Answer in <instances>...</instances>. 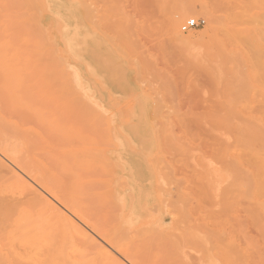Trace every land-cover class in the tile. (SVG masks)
Listing matches in <instances>:
<instances>
[{
	"label": "rangeland",
	"instance_id": "374dc122",
	"mask_svg": "<svg viewBox=\"0 0 264 264\" xmlns=\"http://www.w3.org/2000/svg\"><path fill=\"white\" fill-rule=\"evenodd\" d=\"M28 1L0 0V42L1 38L11 40L15 34L16 43L11 42L17 52L15 58L20 55L38 62L42 57L38 51L61 63L60 67L57 62H53L57 68L52 63L49 67L50 59L45 58L44 68L50 71L45 68L43 75L53 77L59 72L62 78L60 73L66 72L62 73L64 89L68 90V78L74 86L68 87L71 96L82 106L88 103L83 108L76 103L77 111L87 107V118L94 120L86 124L87 118L80 115L88 126L84 128L81 122L72 131L77 133L73 136L76 141L82 139V144L76 143L80 157L90 151L93 155H89L96 156L92 163L95 180L104 185L115 168L100 154L98 157L97 150H104L106 157L114 156L112 143L117 146L124 142L123 134L140 140L142 157L147 156L149 165L144 166L140 196L134 202L119 206L105 196L93 199L89 210L112 238L104 237L64 208L57 217L37 207H22L4 226L0 238L2 264H42V260L45 264H133L130 256H136L139 264H179L180 253L188 255L190 264H264V125L253 119L259 109L264 110V87L262 92L258 90L264 86V0ZM29 3L38 10L30 11ZM21 6L24 10H18ZM184 10L191 14L180 25L184 41L176 42L168 24ZM192 19L201 25L184 32L183 26ZM6 25L13 30L6 33ZM34 27H41L42 33ZM44 35L47 38L43 40ZM234 36L238 39L233 49L228 42L236 40ZM40 39L46 46L40 45ZM18 47L21 50H16ZM22 52L29 54L23 56ZM224 59H228L225 65ZM39 83L35 78L31 84ZM257 90L263 94L258 95ZM47 94L50 96L49 91ZM254 94L263 95V100ZM48 95L43 101L50 103L53 97ZM59 95L54 96V104L65 100L66 94ZM36 98L34 107L38 110L40 98ZM61 102L58 116L54 109L57 104L53 108L56 113L53 106L49 110V104L48 109L42 105L49 121H63L60 112L66 104ZM85 133L92 135L91 143L86 142ZM104 165L110 172L106 167L101 174L98 170ZM180 203L182 207L187 204L190 212L179 208ZM66 218L83 232L65 231ZM180 231H189L186 247L176 242ZM115 232L120 239L114 237ZM122 248L128 249L129 255Z\"/></svg>",
	"mask_w": 264,
	"mask_h": 264
},
{
	"label": "bare ground",
	"instance_id": "6f19581e",
	"mask_svg": "<svg viewBox=\"0 0 264 264\" xmlns=\"http://www.w3.org/2000/svg\"><path fill=\"white\" fill-rule=\"evenodd\" d=\"M9 1L13 2V0H9ZM23 1H25V0H23ZM23 1H20V2L24 3ZM29 1H32V0H29ZM14 2H15V0H14ZM18 2H19V0H18ZM15 3H17V1ZM15 3H14V5H15ZM11 4H13V3H11ZM26 5H27V3H26ZM26 5H25L24 9H26ZM32 5H36V3L35 4L32 3ZM33 8H35V10L37 9V7L31 8V5L29 3V10L32 9V11H33ZM20 9L24 10V9H22V6H21V8H18V10H20ZM43 9H44V7H43ZM187 10H186V12L184 10V11H181V12H178L177 14H175L173 19L170 20V22L168 24L171 37L176 42L184 41L183 36L179 32V29H180L181 23L187 17L190 16L189 14H191V13H189L190 11L188 12ZM1 11H3V10H1ZM7 11L8 10H6V12ZM44 11H46V10H43V12ZM40 13H39V15H40ZM22 14H25V12ZM7 15H9V14H7ZM11 17L13 18V15ZM37 17H35L37 19V20L35 19V22L38 21ZM4 18H5V16H4ZM9 18H10V16H9ZM17 18H19V17H17ZM13 22L14 21H12V23ZM39 22H40V20H39ZM0 23H1V21H0ZM6 24H7V22H6ZM3 25H5V24H3ZM40 25L38 24V26H36V27H39ZM7 26H9V25H6V31H7L6 33H8V30L10 31V29L13 28L12 27L9 29ZM36 27H34L35 30H37L41 34L42 31H39L41 29V27H40V29H38V28L36 29ZM34 28H31V29L33 30ZM2 30H3L2 33H4L5 29L3 27H2ZM32 30L30 32L28 30L27 33L32 34ZM22 34H24V33H22ZM11 35H12V32L10 34H8V37ZM14 35H13V38L11 37L12 39L9 40L10 43L12 41H14V43H16L14 40V39H16L15 38L16 36H14ZM230 35H229V37H230ZM3 36H4V34H3ZM28 36H29V34L26 37H28ZM6 37H7V35H6ZM31 37H32L31 39L33 40V36H31ZM45 37H46L45 35H44V37L41 36V38L43 40ZM229 37L228 36L226 37L227 40H230ZM232 37H233V35H232ZM234 38H236V40L231 39L230 42L227 41L229 43L228 45L231 44L230 47L234 44V41L237 42L238 37L234 36ZM2 40H3V38H1V42H0V238H1L2 233L5 230L4 226L7 222L10 221L13 212L18 208H22V207L27 208V206L28 207L33 206L35 209L37 207L41 212H44L47 214H54L57 217L60 214V208H64L66 210L71 211L83 223L91 226L92 228H94L98 232H101V234L104 237H111V234L109 233V231L102 228V226H100V224L97 223V221L93 218L89 209H90L91 205H93V203H92L93 199L100 197V196H105L108 200L112 199L116 203V205H119V206L120 205L121 206H127L133 200L138 199V197L140 196L139 195L140 194V188L142 187V176L144 174V172H143L144 166L149 165L146 162L147 156L145 157L143 155L145 158L142 157V153H141L142 148H141V143L139 142L140 140L137 141L136 139L130 138L128 136L126 137V135H124L122 133L123 138H124V142L121 141V143H119L117 146H115V144L112 143V145H114V147H116V150L114 151V153H115L114 156L106 157V155H107L106 152H105L106 155L102 154L104 150L101 153L97 150V152H96L97 156H98V154H100L101 157L103 156V158H101V159L106 164H108V166H109V164H110V166H111V164H115V168L113 169L111 167L113 170H112V172H110V170L108 169L109 167H107L105 165H104L105 167L102 166L103 169H99L98 167L95 166L96 168L99 169L98 172L100 171V173H101L103 171V174H104V168L106 169V167H107V170H108L107 172L108 173L110 172L108 175L112 177V178H109L111 180L104 181V183H105L104 185L99 182L100 180H95V177L93 174L94 166H92V163H93V161H95V157H96L95 155L96 154H94L95 157H92L91 155H93V154H91L90 153L91 151H90L89 154H91V155L87 154V156L89 155L90 157L89 156L87 157L85 155H84V157H80L81 152L79 153L76 146H78V144L79 145L82 144V142L79 143L82 139L78 137L79 142L76 141L77 138L75 139V137L77 136L76 135L77 133L74 134L75 132L72 131V128L75 129L76 126L83 121V119L87 118V116H86L87 114H85L86 112H84L85 110L88 111L87 107L85 109H82V111L85 114L84 115V114H82V111H80L78 113L79 110L77 111V109L79 107H76V105L80 103V106L83 108L86 105L88 106V103L86 104L84 102V106H82V104H81L82 102L76 101L78 99L75 100L74 97L71 96L73 94H71V92H68V91H71L69 89L71 87L74 88V86L71 85L70 82H68V78H67L66 83H67V86L70 88L65 87L68 90L64 89V86H65L64 80H66L65 79V75H66L65 73L66 72L65 73L62 72L64 70L61 69L60 71L65 75L60 73V76H62V78L58 77V74H59L58 71L59 70L57 71V69H55V68H57V64H55L56 62L60 64L59 67L61 66V63L58 61V59L56 61H53V62H55V63H53L52 57L50 58V56H52V55L49 56V54H47V57H45L46 54L45 55L38 54V51H36L38 56L42 55L41 60L42 59L43 60L41 61L39 59V61H41V63L39 61H38L39 63L37 61H32L31 57H29V59L21 58L20 55H19V57H17L19 59V61H18L17 58H15L17 52H15V49H13V46H11L12 43L10 44L7 38L3 41ZM20 40H22V39L20 38ZM38 40H39V38H38ZM36 41L37 40H34L33 43H35ZM45 41H48V40L45 39ZM39 42L41 45V39ZM227 42H226V44H227ZM21 43H23V42H21ZM21 43H19V44L23 47L24 45ZM47 43H48L47 44V46H48L49 42H47ZM8 44H9V46H8ZM236 44L237 43H235L234 46ZM13 45H15V44H13ZM20 45L16 44L15 46H20ZM43 45L46 46V42ZM43 45H41V46H43ZM35 46H36L35 48H37L39 45H35ZM33 47H34V45H33ZM224 47L225 46H223V48ZM236 47H237V45H236ZM18 48H20V47H18ZM232 48H233V46H232ZM38 49H40V48H37L36 50H38ZM226 49H224L225 53L228 50V49L227 50ZM16 50H21V48L20 49L16 48ZM23 50H25V48ZM45 50H46V48H45ZM42 51H43V49H42ZM9 52H10V55H9ZM45 52L47 53L48 51H45ZM50 52H53L52 46L50 48ZM11 53H13L14 56H12ZM25 53H28V52H25ZM29 53H30V51H29ZM234 53L235 52L232 51L231 55L232 54L234 55ZM28 54L23 53V56L28 55ZM52 54H55V53H52ZM55 56H56V54H55ZM235 56H233V57H235ZM45 58H47L48 60L50 59V60L44 61ZM235 58H237V60H239L238 57H235ZM225 60L228 61V59H224V62H225ZM46 61H48V65L50 64L49 67L52 64H53V66L56 65V67L55 68L53 67V68H54V70H56L58 72V74L57 73H55L57 75L53 74V77L55 75L54 78H57V79H54L50 75H47L48 77H45L46 75L45 76L43 75V74H45L43 72V71H45L44 69L47 68V66L44 68V64H46ZM43 62H45V63H43ZM227 63L225 62L224 65ZM229 63H232V62H229ZM235 64H237V63H235ZM49 67L46 70L50 71ZM256 71H258V70H256ZM52 72H50V73H52ZM259 72H261V71H259ZM47 73H49V72H47ZM238 74H239V72H238ZM69 75H70V73L67 76L69 77ZM260 75H259V77L261 78L262 75L261 76ZM50 77L52 80H51V82H49L50 86L49 85L47 86L48 82L46 83V80H50ZM63 77H64V79H63ZM35 78L36 79L38 78V81H40V83L38 85H34V84L32 85L31 84L32 82H34ZM24 79L27 82H25ZM30 79L32 80V82ZM255 81H256V79H255ZM54 82H55V85H54ZM259 84H261V83H259ZM24 85L26 87H24ZM260 86H262V85H260ZM35 87H36V89L40 88V91L35 92L34 91V90H36ZM48 87H50L51 89H47ZM59 87H60V89L63 88L62 90L64 91V93H62L63 92L62 90H60V89L58 90ZM255 87H256V85H255ZM263 87L264 86L259 87L258 90L261 91V89ZM45 90L49 91L50 96L47 94L48 91H45ZM263 90H264V88H263ZM260 91L257 92L258 95L264 93V91H263V93H261L262 91L261 92ZM57 93H58V95H59V93H60V95L62 93L61 96H63V94L64 95L66 94L64 97L65 98L64 101L62 100L63 97L60 98L63 101V103L66 104L62 108L64 110V112L63 111L60 112V115H61V113H63L62 116L66 117V118L62 117L63 119L62 118L61 119L63 121H61V119L59 120V121H61L60 123H62V122L65 123V126H62V124L60 125V123L57 122V120L59 118H57V120L53 121V122H51V119L49 121V119L46 118V116H45V110L44 109H46V107L44 108L42 106V105L46 104L47 109H48L47 104H49V110H50L52 106H53L52 107V109H53L55 107V105L57 104L58 106H56V108H54V109H57L56 110L57 113L55 112L54 109H53L54 110L53 112H55L56 115L58 116V108H60L59 102H61V101H59L57 103L55 102V104H54V101H55L54 96H58ZM77 94H79V93H77ZM257 94H254V95H257ZM47 95H48V97H51V95H52L53 98L52 97L51 98L54 99L53 103H52V99H51V101L49 99L50 103L43 101V100H45V97ZM60 95H59V97H61ZM74 95H75V93H74ZM262 96L263 95H260L261 99L258 96V99L263 100ZM36 97L40 98V100L38 101L40 104L38 102H36V103H38L37 105L40 106L39 108H41L38 110L35 109L38 106L34 107V105H36L34 102L38 100ZM34 98H36L37 100L34 101ZM263 98H264V96H263ZM42 101L44 103L41 104ZM260 107H261V105H260ZM262 108H264V107H262ZM257 109H259V108H257ZM259 110H258V113L254 112V113H256V115L253 117V119L256 122H263V125H264V110L263 109H262L263 111L262 110L259 111ZM64 113H65V115L68 113V115L65 116ZM77 113L79 115H76ZM92 113L93 112H91V114ZM80 115H81V117H83V119L80 117ZM83 115L86 117H84ZM88 115H89V113H88ZM49 116H50V114L48 115V117ZM92 116H93V114H92ZM52 117H55V116H52ZM76 117L77 118L79 117V119L81 121L76 119L79 121V122H77L75 120ZM88 118H89V116H88ZM88 118L84 121L86 124H87V122L89 123V121L92 122L91 121L92 118H89V119ZM52 119H54V118H52ZM65 120H67V121H65ZM92 120H94V119H92ZM86 124L84 125V123H83L84 128L88 126ZM83 125H80V128H82ZM92 126H93V124H92ZM77 129L80 131L79 127ZM62 130H63L62 133L65 132V134H66V132H67L68 135L73 132L71 137L73 139H75V141L73 139H70V135L68 136L67 134L65 135L62 133L60 135L59 132H61ZM82 130H83V128H82ZM68 131H70V132H68ZM84 131L87 132V130H84ZM84 131H82L83 135H81V136H84ZM117 131L122 132V129L120 128V130H118V128H117ZM54 132L55 133L57 132V135H54ZM82 133H79V134H82ZM94 133H96V132H94ZM58 134H59V136H62V135L66 136L67 139L65 140V138L63 139V137H61L62 140H64V141H62L61 138L59 139ZM86 134L87 133H85V135ZM90 134H92V133L90 132ZM90 134H89V136H90ZM87 135L85 136V138L87 137ZM73 136H75V137H73ZM89 136L86 138V140H87L86 142L90 141V143H91L92 141L90 140ZM85 138H84V140H85ZM139 139H140V137H139ZM59 140H61V141H59ZM66 141L67 142L72 141V143H74V142L75 143H74V145L72 143L64 144ZM173 141H174V139H173ZM76 143H78V144L76 145ZM44 147L46 149L47 148H52V149L49 151H46V149ZM92 153H93V151H92ZM82 156H83V153H82ZM153 161H154V159H153ZM155 164L157 165L156 162H155ZM113 167H114V165H113ZM147 168H148V166H147ZM95 170L97 171V169H95ZM107 172L105 175H107ZM96 184H102V185H100L102 187L101 188L98 187L99 185L97 187H95ZM103 186H105V187H103ZM151 191H153V187H152ZM156 192H157V190L155 191V193ZM181 197H183V196H181ZM97 199L101 200L100 198H97ZM182 199H184V197ZM183 204H184V202H183ZM183 204L180 203L179 205L181 207H179V208L188 209V207L186 206L187 204H185V207H182ZM179 208H178V210H179ZM183 209H180L182 213H183V211H182ZM186 209H185V211L189 213L190 212L189 209H188V211ZM183 217H184V214H183ZM64 221H66L65 222L66 228H64L65 231H69V233H71V234H81V232H83L70 219L66 218ZM181 229H179V230H181ZM185 229H190V228L185 227ZM192 230H191V232H192ZM188 232L187 231H184V232L180 231V233H182V234L179 236L180 238H177L178 235L176 236V238H177L176 242H178L179 244L183 243V246L179 245L178 243H176V245L178 244L180 247H184V246L186 247L185 243L187 244V240L189 239L188 238V236H189ZM118 234H119L118 232L114 233V237L116 239H120L118 237ZM211 234L213 235V233H211ZM212 235H210V237ZM217 235H219V234H217ZM179 239H181V240L179 241ZM214 243H215V241H214ZM121 251L125 252L124 254L129 255L128 249L122 248ZM180 256L182 259H180V261L178 262L179 264H190V263H188V259H187L188 255L186 256L185 254L180 253ZM129 259L132 261L133 264H139V261H138L136 256H133V257L130 256ZM2 262H3V258L0 256V264H2ZM42 264H45V262H43V260H42Z\"/></svg>",
	"mask_w": 264,
	"mask_h": 264
},
{
	"label": "built area",
	"instance_id": "2783aa9c",
	"mask_svg": "<svg viewBox=\"0 0 264 264\" xmlns=\"http://www.w3.org/2000/svg\"><path fill=\"white\" fill-rule=\"evenodd\" d=\"M200 25H201L200 22L196 21L195 19H192V20L187 21V23L183 26L182 29L184 32H186L191 29L197 28Z\"/></svg>",
	"mask_w": 264,
	"mask_h": 264
}]
</instances>
